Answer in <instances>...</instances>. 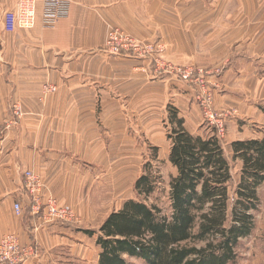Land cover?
Wrapping results in <instances>:
<instances>
[{
    "label": "crops",
    "instance_id": "obj_1",
    "mask_svg": "<svg viewBox=\"0 0 264 264\" xmlns=\"http://www.w3.org/2000/svg\"><path fill=\"white\" fill-rule=\"evenodd\" d=\"M19 1L0 0V125L12 103L22 109L0 140V239L14 233L32 243L36 254L25 264L92 263L87 236L56 223L37 226L22 174L39 175L42 200L52 197L79 216L91 209V195L104 191L98 176L113 171L111 115L129 109L119 100L131 91L144 98L147 73L143 60L104 50L108 30L158 40L171 58L204 45L230 60L225 79H236L241 67L242 79L255 81L256 66L264 74V0H202L214 6L196 13L194 0H29L33 25L6 31L3 15ZM45 83L55 91L44 94Z\"/></svg>",
    "mask_w": 264,
    "mask_h": 264
},
{
    "label": "rangeland",
    "instance_id": "obj_2",
    "mask_svg": "<svg viewBox=\"0 0 264 264\" xmlns=\"http://www.w3.org/2000/svg\"><path fill=\"white\" fill-rule=\"evenodd\" d=\"M193 4L195 13L203 8L206 9L207 5L214 6L211 2L203 5L202 0H194ZM180 9L179 7V11ZM127 34L135 42L160 44L162 47L160 54L165 62L182 68L189 67L195 72L198 71L197 69H202L203 83L185 82L178 76L165 73L163 70L154 71L155 65L148 56L142 58L112 54L116 57L143 60L147 72L146 88L144 92L142 91L144 98L137 97V93L131 91V96L120 99L119 102L124 106L128 104L129 109L123 114L111 115L115 136L113 171L106 178L100 175L101 173L98 176V181L102 182L100 187L104 191L91 195V209L88 210V214L86 216L77 214L80 223L69 225L56 222L76 235L87 236L86 243L91 247L92 263H89V259L74 260L76 263L93 264L96 258L97 264L100 247L96 244V233L89 235L86 231L97 232L102 220L110 212L118 210L125 200L130 198L142 200L147 204L161 207L165 213L169 212L170 180L176 174L175 167L168 160L170 143L167 133L171 129L168 119L170 108L176 109L177 116L183 119V127L188 132L204 138L216 136L229 159L232 141L260 138L264 130L262 67H255V71L259 72V79L255 81L242 79L240 75L246 68L241 67L237 68L240 73L236 79L231 80L227 77L225 79L223 71L230 60L222 57L218 50L202 45L201 48L193 50L192 54L190 51H182L185 57L171 58L162 42L154 39L138 40L131 34ZM186 52L190 55H186ZM202 85L210 93L211 109L221 121V128L210 124L204 117L198 98ZM230 165L233 180L237 182L240 176L241 160L230 161ZM142 173H149L154 182L153 192L149 195H138L133 189L135 180ZM257 195V208L252 211L253 228L247 236L239 239L236 246V258L229 264H264V181L258 185ZM125 257L129 264H145L139 258Z\"/></svg>",
    "mask_w": 264,
    "mask_h": 264
},
{
    "label": "trees",
    "instance_id": "obj_3",
    "mask_svg": "<svg viewBox=\"0 0 264 264\" xmlns=\"http://www.w3.org/2000/svg\"><path fill=\"white\" fill-rule=\"evenodd\" d=\"M264 110V108H263ZM168 160L176 174L170 180L169 212L138 199H127L99 225L97 264H129L125 256L145 264H229L236 246L254 225L257 187L264 181V130L260 138L234 140L229 159L219 139L188 132L175 108L169 109ZM241 160L235 182L230 161ZM149 173L133 189L153 192Z\"/></svg>",
    "mask_w": 264,
    "mask_h": 264
},
{
    "label": "built area",
    "instance_id": "obj_4",
    "mask_svg": "<svg viewBox=\"0 0 264 264\" xmlns=\"http://www.w3.org/2000/svg\"><path fill=\"white\" fill-rule=\"evenodd\" d=\"M34 22L33 4L29 0H20L15 10L6 11L3 15V27L6 31H13L17 27H30ZM104 50L115 55H128L133 57H151L155 65L154 71L163 70L178 76L185 82L203 83L202 69H194L172 65L170 62L163 61L161 57L162 47L160 44H149L135 42L127 33L118 28L108 30L105 40ZM53 84H44L42 91L44 94L55 91ZM201 94L198 95L203 108L206 120L218 128L222 127L221 121L211 109V97L208 90L202 85ZM22 116L21 105L18 102L11 104L10 114L0 125V140L6 132L14 130ZM23 186L26 190L31 214L37 221V226L59 222L61 224L80 223L76 211L67 204H59L56 199L49 197L42 200L40 196L41 180L39 175L31 170L23 172ZM13 210L16 215L21 216L23 206L21 202L13 203ZM36 254L32 243L20 242L14 233L4 234L0 239V264H25L26 261Z\"/></svg>",
    "mask_w": 264,
    "mask_h": 264
}]
</instances>
